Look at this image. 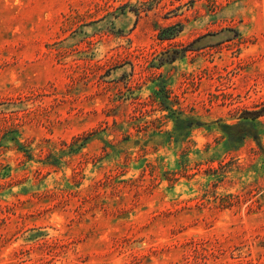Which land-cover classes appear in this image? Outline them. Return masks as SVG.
Instances as JSON below:
<instances>
[{
    "label": "rangeland",
    "instance_id": "rangeland-1",
    "mask_svg": "<svg viewBox=\"0 0 264 264\" xmlns=\"http://www.w3.org/2000/svg\"><path fill=\"white\" fill-rule=\"evenodd\" d=\"M0 264H264V0H0Z\"/></svg>",
    "mask_w": 264,
    "mask_h": 264
},
{
    "label": "trees",
    "instance_id": "trees-1",
    "mask_svg": "<svg viewBox=\"0 0 264 264\" xmlns=\"http://www.w3.org/2000/svg\"><path fill=\"white\" fill-rule=\"evenodd\" d=\"M182 124H186L187 127L191 126L193 124V119L192 118H187V119H178V125L183 126ZM228 125H223L222 128H227ZM251 134V133H250ZM252 135V134H251ZM253 136H256L253 134ZM256 138V137H255Z\"/></svg>",
    "mask_w": 264,
    "mask_h": 264
}]
</instances>
